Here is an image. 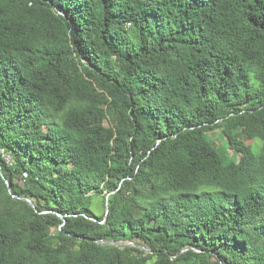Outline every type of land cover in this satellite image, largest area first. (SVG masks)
Listing matches in <instances>:
<instances>
[{
	"label": "trees",
	"instance_id": "16d2710c",
	"mask_svg": "<svg viewBox=\"0 0 264 264\" xmlns=\"http://www.w3.org/2000/svg\"><path fill=\"white\" fill-rule=\"evenodd\" d=\"M0 147V264H264V0H0Z\"/></svg>",
	"mask_w": 264,
	"mask_h": 264
},
{
	"label": "rangeland",
	"instance_id": "374dc122",
	"mask_svg": "<svg viewBox=\"0 0 264 264\" xmlns=\"http://www.w3.org/2000/svg\"><path fill=\"white\" fill-rule=\"evenodd\" d=\"M102 124L105 126H110L111 122L109 120V117L104 119L102 121ZM207 135H208V138L210 139V141L212 142V144L214 146H216L217 148H222V147L227 145L226 137L222 134L221 130L217 129V130L210 131L207 133ZM243 140L246 143H250L254 146H257L258 148L261 145L260 141L250 140L245 136L243 137ZM193 149H191V150H193ZM228 152L230 154H232V150L229 148H228ZM0 158L3 159L10 166H15V164H16L15 158L12 156V154L10 152L6 151L4 148H1V147H0ZM25 178H26V176H25L24 172H21L20 170L14 171L13 181L17 186L24 188L26 186V179ZM10 191H11V186H10ZM20 197H25V196H20ZM25 198H28V197H25ZM28 199H30V198H28ZM30 200L32 201V199H30ZM91 207L94 210V212L96 213V215H101L103 213L104 206H103V198L101 195H94L92 197ZM142 246L146 249L145 251H148V252L151 251L148 246H146V245H142ZM185 249L186 248H184L183 250H185Z\"/></svg>",
	"mask_w": 264,
	"mask_h": 264
},
{
	"label": "water",
	"instance_id": "95a60500",
	"mask_svg": "<svg viewBox=\"0 0 264 264\" xmlns=\"http://www.w3.org/2000/svg\"><path fill=\"white\" fill-rule=\"evenodd\" d=\"M2 178H4V176H3ZM4 180H5V183H6V185H7L8 190L10 191V183H9L8 180H6L5 178H4ZM18 197L21 198V199L26 200V201H27L32 207L35 206L34 203H33L30 199L25 198V197H20V196H18ZM105 207H106V209L108 208V200H107V199H106V201H105ZM45 212H47V211H43V213H45ZM59 216L63 217V215H61V214H59ZM98 242H100V243L113 244V245H116V246H124V244H121L119 241H117V240H111V239H101V240H99ZM129 244L137 245L136 243H129ZM141 248L144 249V250H146L143 246H141ZM184 248L187 249L188 246H186V247H184Z\"/></svg>",
	"mask_w": 264,
	"mask_h": 264
}]
</instances>
